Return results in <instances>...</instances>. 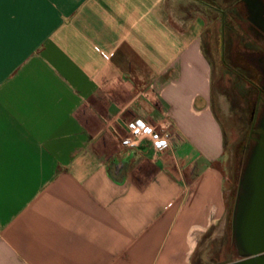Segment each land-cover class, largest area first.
<instances>
[{
  "label": "crops",
  "instance_id": "obj_1",
  "mask_svg": "<svg viewBox=\"0 0 264 264\" xmlns=\"http://www.w3.org/2000/svg\"><path fill=\"white\" fill-rule=\"evenodd\" d=\"M207 5L0 0V264H191L223 231ZM136 120L169 147L121 146Z\"/></svg>",
  "mask_w": 264,
  "mask_h": 264
},
{
  "label": "rangeland",
  "instance_id": "obj_2",
  "mask_svg": "<svg viewBox=\"0 0 264 264\" xmlns=\"http://www.w3.org/2000/svg\"><path fill=\"white\" fill-rule=\"evenodd\" d=\"M202 1L208 4V8L212 10H209L208 13L209 28L203 36L202 46L211 66L213 110L224 137L221 163L225 176V196L229 215L223 231L220 230L218 233L216 231L214 238L211 234H208L197 245L191 264H229L228 262H233L235 257L230 252L226 239L230 234V217L233 212L236 192H238V183L243 172V170L241 171V162L245 154H250L249 152L254 145L252 141L248 140L256 91L247 82L237 79L233 73L234 70L239 69L237 63L239 58L236 52L240 51L233 48V43H230L232 50H228L229 59L226 60L227 64L223 60V37H227V32L223 31V23L226 22L229 25L231 21L227 15L221 16L220 11L223 9V0ZM231 9H234L237 13L239 11L243 17L247 15L246 7L239 3ZM246 17L245 21L240 20L239 28L233 24L229 25L227 29L232 27L230 30L233 29L242 35L248 44L256 45L258 39L254 38L253 33H249V22ZM240 63L244 62L240 59ZM248 78L255 80L253 76L249 77L248 75ZM241 90L244 94L239 97L238 94L241 95Z\"/></svg>",
  "mask_w": 264,
  "mask_h": 264
},
{
  "label": "water",
  "instance_id": "obj_3",
  "mask_svg": "<svg viewBox=\"0 0 264 264\" xmlns=\"http://www.w3.org/2000/svg\"><path fill=\"white\" fill-rule=\"evenodd\" d=\"M257 133L233 206L231 244L238 260L231 264H264V121Z\"/></svg>",
  "mask_w": 264,
  "mask_h": 264
},
{
  "label": "flooded vegetation",
  "instance_id": "obj_4",
  "mask_svg": "<svg viewBox=\"0 0 264 264\" xmlns=\"http://www.w3.org/2000/svg\"><path fill=\"white\" fill-rule=\"evenodd\" d=\"M235 4L238 3L246 7V18L249 22L248 31L249 33L254 34V38L258 41L257 46L261 51L256 54L255 50L249 51H238V58L241 59L244 63H247L251 76L255 78L252 83L253 88L256 91L254 104L252 107L251 120H250V134L249 141H252L255 145L256 137L258 135L257 131L259 125L264 121V0H234ZM234 4V5H235ZM222 16L224 14L222 13ZM253 145V146H254ZM237 195V192H236ZM236 198V196H235ZM234 206V205H233ZM232 216V215H231ZM226 226V225H225ZM231 226V225H230ZM231 242V238H230ZM232 245V244H231ZM235 261H237V257ZM231 262V263H233ZM230 263V264H231Z\"/></svg>",
  "mask_w": 264,
  "mask_h": 264
},
{
  "label": "trees",
  "instance_id": "obj_5",
  "mask_svg": "<svg viewBox=\"0 0 264 264\" xmlns=\"http://www.w3.org/2000/svg\"><path fill=\"white\" fill-rule=\"evenodd\" d=\"M225 1V4L227 3V1L228 0H224ZM223 1V2H224ZM231 1V0H230ZM223 5V9H222V11H223V14H224V16H226L227 15V17L231 20L230 22H229V25L231 26V25H236V27L237 28H239V25H240V20L242 21V20H244L245 21V17L246 16H242L241 15V13H239V11H238V13H237V11L235 12L234 11V9H231L230 8V6L229 5ZM229 10V11H228ZM227 11V12H226ZM231 11V12H230ZM229 25H227V23L226 22H224L223 23V31L226 33L227 32V37L226 36H224L223 37V60H224V62L226 63V60L228 61V59H229V52H228V50L230 51V50H232L231 49V44L233 43L234 44V46H233V48L235 49H239L240 51H249V49L250 50H255V52H256V54H258L260 51H261V49H258V46H256V45H252V44H248L247 42H246V40H245V38L242 36V35H240L239 33H237L236 31H234L233 29H232V31L230 30L231 28H229V29H227L228 27H229ZM231 43V44H230ZM235 49V50H236ZM238 51V50H237ZM237 53V52H236ZM239 53V52H238ZM238 70H234L233 71V73L236 75V77H237V79H241L242 81H245V82H247L248 84L251 82L252 83V81L253 80H251L250 78H248V75H249V77L251 76V71H250V68H249V66H248V64L247 63H240V59L238 60ZM227 64V63H226ZM228 66V65H227ZM252 88H253V86H252V84H249ZM254 89V88H253ZM255 90V89H254ZM243 90H241V95H239L238 94V96L239 97H242L243 96V94H244V92H242ZM249 141V140H248ZM252 148V147H251ZM250 153V152H249ZM248 157H249V154H245V156L243 157V159H242V162H241V166H242V169H241V171L243 170V168H244V165H245V163H246V161H247V159H248ZM229 225V224H228ZM230 238H231V228H230V234H229V237L226 239V244H229V249H230V252L232 253V254H234V250H233V248H232V245H231V242H230ZM225 242V241H224ZM229 264H230V262H228Z\"/></svg>",
  "mask_w": 264,
  "mask_h": 264
},
{
  "label": "built area",
  "instance_id": "obj_6",
  "mask_svg": "<svg viewBox=\"0 0 264 264\" xmlns=\"http://www.w3.org/2000/svg\"><path fill=\"white\" fill-rule=\"evenodd\" d=\"M129 137L120 140L121 146L134 149L141 140H147L154 151L159 152L169 147L172 136L168 133H157L150 126L143 124L140 120L133 121L127 125Z\"/></svg>",
  "mask_w": 264,
  "mask_h": 264
}]
</instances>
